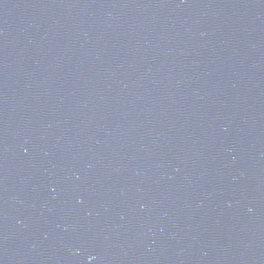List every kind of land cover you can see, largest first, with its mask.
<instances>
[{
  "label": "water",
  "instance_id": "1",
  "mask_svg": "<svg viewBox=\"0 0 264 264\" xmlns=\"http://www.w3.org/2000/svg\"><path fill=\"white\" fill-rule=\"evenodd\" d=\"M0 264H264V0H0Z\"/></svg>",
  "mask_w": 264,
  "mask_h": 264
}]
</instances>
